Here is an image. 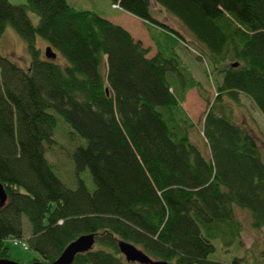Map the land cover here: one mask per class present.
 Returning <instances> with one entry per match:
<instances>
[{
    "label": "trees",
    "instance_id": "1",
    "mask_svg": "<svg viewBox=\"0 0 264 264\" xmlns=\"http://www.w3.org/2000/svg\"><path fill=\"white\" fill-rule=\"evenodd\" d=\"M111 1L196 49L216 97L210 101L155 35L151 56L95 10L68 0H0V38L10 23L32 54L24 68L0 52V183L7 194L0 200V259H13L12 240L53 262L72 241L94 234V248L72 264H135L119 240L174 264H249L210 255L216 239L241 242L238 211L264 228L263 148L232 108L244 95L264 115V0ZM154 6L177 17L190 38L156 18ZM38 39L55 59L42 58ZM195 87L210 104L199 130L207 151L194 141L197 124L182 105ZM59 118L72 143L76 187L47 156L62 145ZM87 169L94 189L81 177Z\"/></svg>",
    "mask_w": 264,
    "mask_h": 264
},
{
    "label": "rangeland",
    "instance_id": "2",
    "mask_svg": "<svg viewBox=\"0 0 264 264\" xmlns=\"http://www.w3.org/2000/svg\"><path fill=\"white\" fill-rule=\"evenodd\" d=\"M11 1L14 4L26 3V0ZM68 2L75 8L95 10L105 17L110 13L116 14L120 12V8L114 7L111 0H68ZM155 6L154 16H156V18L167 22L180 31H184V33L190 38L189 33L177 17L171 15L166 9L160 11L158 9L159 7L157 6V8ZM30 15L34 23L38 24V14L30 12ZM123 20L129 24H127V26L134 29V33L137 37L135 38L142 41L145 46L150 48V55H155L157 53V47L150 38L147 27L139 22L131 21L127 17L123 18ZM157 36L163 40L166 46L164 49L165 55L169 56L172 52H175L180 58V63L182 64L181 67L184 68V72L190 73L194 78L203 83V87L206 89L210 101L213 102L216 97V90L212 84L211 78L206 75L209 72L208 65L205 61L198 58L196 49L187 46L186 44L175 42L161 34H157ZM165 39L167 41H164ZM37 43V47L41 50L42 58H45L47 48L46 43L42 39H38ZM167 44L169 47H167ZM0 52L16 61L24 68L28 67L32 61V54L28 49L27 42L16 32L10 23H7L5 31L0 38ZM60 59L61 62L64 61L63 57H60ZM205 70L208 72L206 73ZM240 99V103L232 104L233 115L238 123L247 128L254 137L257 138L264 153V115L255 107L251 99L244 95H242ZM182 105L191 119L197 124V129L193 136L194 141L199 144L201 148L205 149L206 146L204 143L203 132L199 133V130L201 131L203 128L204 118L210 104L202 97L200 91L195 87L185 94ZM63 121L65 120L59 118L56 128L57 132L61 127L58 138L62 145L50 148L47 152V156L50 161L53 162L55 170L62 180L68 186L76 187L78 185V176L75 173L73 157H71L72 143L62 135L63 130L67 127L65 123H61ZM69 127V129H72L70 125ZM205 150L207 151V148ZM81 177L85 180L89 188L94 189L95 184L89 169L82 172ZM238 212L239 218L244 223L240 237L241 242L237 241L233 246H227L221 239L214 240L216 250L210 255V258L218 261L231 262L236 257H242L247 258L249 264H264V228L261 231L256 230L253 227V224H251L250 214L245 210H240ZM24 226L26 232H29L30 226L27 220H25ZM8 243L10 245V254L14 260L21 263L33 262L35 259L43 261V257L40 254L24 248L22 244H14L12 240L8 241Z\"/></svg>",
    "mask_w": 264,
    "mask_h": 264
},
{
    "label": "water",
    "instance_id": "3",
    "mask_svg": "<svg viewBox=\"0 0 264 264\" xmlns=\"http://www.w3.org/2000/svg\"><path fill=\"white\" fill-rule=\"evenodd\" d=\"M46 57L55 59L57 54L53 51L51 46L46 48ZM0 200L3 205L7 200V194L4 186L0 183ZM96 238L94 234H84L72 241L62 252V254L53 262L33 261L28 263H21L14 259H0V264H72L76 256L80 253L90 251L94 248ZM119 249L125 256L126 260L131 263L138 264H174L167 260L154 259L147 254L143 249L126 240H119Z\"/></svg>",
    "mask_w": 264,
    "mask_h": 264
},
{
    "label": "crops",
    "instance_id": "4",
    "mask_svg": "<svg viewBox=\"0 0 264 264\" xmlns=\"http://www.w3.org/2000/svg\"><path fill=\"white\" fill-rule=\"evenodd\" d=\"M113 7V6H112ZM116 9V8H114ZM125 11H123L122 9H120V12L119 13H116V14H110L108 16H106L108 19H110L111 21H113L114 23H117V24H120L122 26H124L126 29H128L132 35L134 37H136L135 33H134V29L133 28H130L129 26H127L128 23H126L123 18L127 17L129 18L131 21H136V22H139L143 25H145L147 27V29L149 30V34H150V38L153 40L155 46L157 47V44L153 38L152 35H155L156 37L157 34H161L162 36L164 37H168L167 35H165L160 29H158L156 26H153L152 24L134 16V15H131V13H124ZM129 25V24H128ZM137 38V37H136ZM160 39V37H158ZM158 49V48H157ZM158 51V50H157ZM154 55V54H153Z\"/></svg>",
    "mask_w": 264,
    "mask_h": 264
},
{
    "label": "built area",
    "instance_id": "5",
    "mask_svg": "<svg viewBox=\"0 0 264 264\" xmlns=\"http://www.w3.org/2000/svg\"><path fill=\"white\" fill-rule=\"evenodd\" d=\"M114 7H119V5H117V4H114ZM14 242H15V243H18V242H19V240H15Z\"/></svg>",
    "mask_w": 264,
    "mask_h": 264
}]
</instances>
